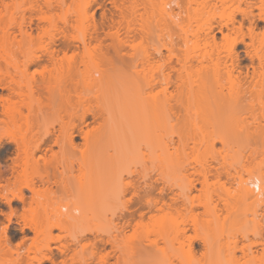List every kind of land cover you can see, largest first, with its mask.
<instances>
[{
  "label": "rangeland",
  "instance_id": "obj_1",
  "mask_svg": "<svg viewBox=\"0 0 264 264\" xmlns=\"http://www.w3.org/2000/svg\"><path fill=\"white\" fill-rule=\"evenodd\" d=\"M4 1L10 6L0 15V76L13 87H20L25 94L29 93L25 85L37 90L38 83L42 81L51 89L49 94L34 91L33 95L39 96L42 102L39 106L35 105V111L29 116L30 126L26 128L35 135V139L46 132H53L62 138L70 132L77 136L74 137L71 148L63 144L62 140L60 146L53 147L52 152L45 156L49 171H55L61 182L58 188L52 186L48 191L40 187L42 204L40 203L39 210L45 219L48 217L55 220L58 214L55 209L72 204L79 196L117 195L122 182L137 179L138 173L154 176L152 171L156 167L159 186L167 193L180 199L194 197L201 203L204 202L205 208L195 206L188 213L178 204V212L160 214L163 220L151 228L189 229L186 234L189 238L210 231L213 232L209 238L211 244L227 247H231L234 242L239 246H248L262 240L264 242V232H261V229L264 230V194L260 197L261 201L252 205L250 200L243 199L239 189L240 179H247L250 171L264 183V79L251 93H245L234 76L227 78L221 65L217 75L223 85V100L216 101L211 96L210 89L195 88L194 94L181 99L183 106L180 119L164 122L162 128L151 135L143 133L137 122L139 106L136 98L139 92L136 96L131 91L127 75L133 55L137 59V70L140 73L137 78L140 91L143 67L139 64L146 54L151 55L153 71L158 72L162 64L160 54H168L167 48L192 60L187 80L192 85L198 84L202 77L214 72L216 62L213 59L227 55L230 41L236 36L223 29V34H230L231 39L230 43L223 40L222 35L216 33L217 24L221 21V16L230 14L238 6L243 8L241 0H165L170 2L167 10L174 11L173 20L181 23V29L161 18L160 0H137L136 7L132 5V0ZM45 2L50 5H45ZM35 4L41 6V13L22 12L18 9L19 6L28 8ZM30 17H41L43 21L37 22L33 18L32 38L29 41L18 35L16 23L21 22L22 18L27 23ZM240 18L235 15L237 21ZM12 24H15V28ZM210 25L215 26L216 45L204 42ZM234 25L238 26L237 23ZM93 26L98 32L92 30L96 29ZM262 28L263 23L260 22L259 29ZM7 29L16 35V42H6L4 31ZM26 30L30 32L28 28ZM94 35L96 40L93 39ZM132 36L136 38L133 50L129 47ZM51 37L57 39L56 45H48ZM71 38L80 42H68ZM66 39L69 40L66 42ZM260 48L258 45V49ZM46 49H61L67 56H77L71 60V64L65 61L49 75L44 71L46 68L50 69L44 55ZM243 50L240 44L234 49L240 59L245 57ZM38 55L41 60L26 67L28 57ZM59 56L62 57L61 52ZM247 64L249 62L246 59L241 63L242 66ZM39 71H44V78H41ZM6 93L7 91L0 90V94ZM50 100L59 102V107L48 104ZM88 109L96 113L98 118L93 119L86 114L82 120L87 124L85 126L80 115ZM101 112L104 113L103 117H99ZM22 114L27 116V110L23 109ZM24 121L25 119L22 122ZM235 122L241 127H252V131L234 128L235 130L227 133L217 130L220 128L219 124ZM13 127L9 122L1 123L0 133L5 130L12 132L15 130ZM80 128L83 133L87 132L86 139L81 137ZM12 151L13 145L3 138L0 146L3 177L9 174L5 168L10 164L7 157L12 156ZM37 155L42 157L44 152ZM155 156L156 163L153 162ZM91 157H94L93 162L89 161ZM111 157H117V160L112 161ZM43 162L40 160L39 166H43ZM206 170L212 174L208 176L207 183H196L195 189L189 191V181L197 178L201 180L194 172ZM28 172L37 178V171L31 169ZM131 172L135 174L130 176ZM249 188L254 191L252 186L249 185ZM254 193L260 194L261 188ZM96 207L99 208L97 204ZM0 209L7 211L3 204ZM213 212L218 215L217 219ZM108 225L111 224H99L96 220L90 224L92 228L101 229ZM12 227L19 228L14 225ZM260 232L262 239L258 236ZM52 235L61 237L59 241L51 243L52 247H61L70 242L65 236L67 232L54 229ZM28 237L33 235L29 234ZM148 238L153 240L155 236L150 235ZM17 243V240L11 243L9 250L0 255V263H21L17 259V253L24 247L17 249V253L13 252ZM26 243L29 244V241ZM165 246L161 241L158 242V247L164 249ZM260 247H253V250H257V264H264V247ZM54 252L58 253L52 250ZM166 252L168 260L176 264H185L188 260L191 264L203 262L199 254L187 257L170 249ZM83 256L87 257L88 251L81 255ZM56 264H59L58 260Z\"/></svg>",
  "mask_w": 264,
  "mask_h": 264
},
{
  "label": "bare ground",
  "instance_id": "obj_2",
  "mask_svg": "<svg viewBox=\"0 0 264 264\" xmlns=\"http://www.w3.org/2000/svg\"><path fill=\"white\" fill-rule=\"evenodd\" d=\"M132 1V5L138 6L137 0ZM241 2L244 4L243 8L238 6L230 14L221 16V21L217 24L218 27L216 26V33L221 34L223 40L228 41V43L231 42L226 52L227 55H224L223 58L220 56L214 58L213 61L216 62L214 72L202 77L196 85L188 83L187 80L189 71L192 68V60L166 48L168 54L163 56L160 54L162 64L158 72L153 71L151 66L153 57L151 55L146 54L142 63L139 64L143 67L141 71L142 84L139 91L137 78L140 73L137 70V59L133 55L131 56L132 65L127 73L130 80L129 88L136 96L139 92V96L136 98V103L139 106L137 122L141 125L143 133L152 135L162 128L164 122L179 120V114L183 106L181 99L186 95L194 94L196 92L195 88L210 89V94L216 101L220 102L223 100L225 96L223 85L220 84L217 75L219 73L218 67L221 65L227 78L230 79L234 76L245 93H251L253 88L263 81L264 0H241ZM115 3L117 5V2ZM45 5L49 6L50 4L45 2ZM9 6L4 0H0V15ZM169 6L170 2L160 0L159 13L161 18L172 22L175 27L181 29V23L173 20L175 17L174 11L167 10ZM176 6L179 7L177 3ZM114 8L117 9V7ZM18 9L22 12H42V8L38 4L30 5L28 8L19 6ZM236 14L241 17L238 21L235 19ZM33 18L30 17L27 23L24 18L21 19V22L16 23L18 35L22 38H27L29 41L32 38L31 24ZM34 19H37V22L43 21L41 17ZM260 22L263 23L262 29H259ZM235 23L238 26H235ZM245 23H247V26H245ZM14 25L13 28H15ZM37 27L39 30V26ZM92 28L96 27L93 26ZM214 28L215 26L210 25L207 29V33L204 36V42L207 44H217ZM223 29L231 31L236 37L231 40L230 34H223ZM244 29L245 31H243ZM92 30L98 32L96 31L98 30L97 28ZM41 36L44 37L43 35ZM4 37L6 42L17 41L16 35H13L8 29L4 31ZM131 38L129 47L133 50L135 49L134 42L136 38L134 36ZM93 39H95V35ZM56 40L51 37L48 45H56ZM68 40L66 39V42ZM229 40L231 41L229 42ZM75 41L80 42L76 38H71L68 42ZM239 44L243 46V52L246 57L244 59H240L238 53L234 51ZM258 45L261 47L260 49H258ZM69 46L66 45V47ZM60 52L62 57L59 56ZM44 55L50 65V69L46 68L47 70L44 69V71L49 75H52V71L65 61L71 64V60L76 59L77 56L74 54L67 56L66 52H62L61 49H46ZM245 59L248 60L249 64L242 66L241 63ZM40 60V55L28 57L26 67ZM198 62L201 63L200 61ZM43 72H40L41 78H44ZM4 79L3 76H0V90L7 91L4 95L0 94V124L9 122L14 126L15 130L12 132L5 130L0 133V146L3 138L8 139V143L13 145L12 157L8 166V176H2L3 172L0 167V203L7 209V211L0 210V217H2V220L0 219V255L9 250V245L16 239L11 230V226L15 224L19 226L21 238L15 244L16 250L13 252L17 253V249L24 247L21 252L17 253V259L21 261L19 264H45L46 262L56 264L52 258V250L54 248L51 243L59 241L61 237L52 235V230L54 229L67 232L65 236L70 239L67 245L55 247L60 254L71 252L69 257L60 261L59 264H176L168 260L167 249L187 257L199 254L203 261L201 264H257L255 255L257 250H253V247H264L263 240L253 242L248 246H239L237 242H234L231 247H227L221 244H211L209 238L213 235V232L211 233L210 231L205 232L201 236L189 238V236H186L189 229L151 228L152 225L163 220L162 215H160L162 213L167 215L173 211L178 212L180 207L183 208L182 210L188 211V213L195 206L205 208V203H201L194 197L180 199L173 194L167 193L163 187L159 186V178L155 174L157 172L156 167L152 171L154 176L138 173L136 175L137 179L122 182L118 187L117 195L104 197L82 195L77 197L72 204L55 209L58 211L55 220H51L48 217L45 219V216L39 210L42 204V200L40 201L42 198L40 195L42 192L41 188L44 191H48L52 189V186L58 188L61 185V182L57 179L56 172L49 171L45 156L48 152H52L53 147L60 146L62 140H64L63 144L71 148L74 137L77 136L70 132L66 134V137L62 138L53 132H46L35 139V135L26 127L30 126L29 116L35 111V105L39 106L42 101H40L39 96L35 97L33 94L34 91L35 93L49 94L51 89L46 82L42 81V83H38L37 90L25 85L29 91L28 94H25L22 89H19L20 87H13L11 83H7ZM97 80L99 81V78ZM48 104L53 105V107H59V102L57 101L50 100ZM23 109L27 110V116H23ZM86 114L91 115L93 119L98 118L96 113L88 109L85 110L83 115H80L81 121L84 120ZM103 115L104 113L101 112L99 117H103ZM24 119L25 121L22 122ZM18 123L20 124L18 125ZM82 124L87 126L83 121ZM219 125L218 127L220 128H217V130L220 132L229 133L230 130H235L234 128L252 131V127H241L237 125V122L235 124L226 123ZM79 132L82 138H87V132L83 133L81 128ZM41 152H44L42 157L37 155ZM40 160L44 161L43 166H39ZM111 160L116 161L117 157H111ZM89 161L93 162L94 157H91ZM153 162H157L156 156L153 157ZM31 169L35 170V172L37 171V178L30 175L28 171ZM134 174V172H131L130 176ZM194 174L200 176L201 180L197 178L189 181V191L195 189L196 183L205 185L211 172L206 170L198 173L194 172ZM1 182H4V184ZM249 185L254 188V191L255 188L257 189L255 192H258L259 188H261V193L255 194L249 188ZM239 189L243 199L250 200L252 205H254L261 201L260 197L264 194V183L256 177L253 171H250L247 179H240ZM195 202L198 203L195 205ZM15 204L18 205L15 206ZM96 204L99 208L96 207ZM178 204L181 206L177 207ZM33 205L35 206L33 207ZM60 209H62L63 213ZM213 216L216 219L218 218L215 212H213ZM93 220H96L99 224L106 223L111 225L104 229L99 227L92 228L90 224ZM262 230L261 232L263 233L264 230ZM26 234H32L33 237H28ZM150 235L155 236V238L149 240L148 237ZM27 241H29V244L26 243ZM159 241L166 245L164 249L158 247ZM86 251H88V256L81 257ZM30 253L38 255L29 256ZM237 253H240L241 256H237ZM185 264H191V262L188 260Z\"/></svg>",
  "mask_w": 264,
  "mask_h": 264
},
{
  "label": "flooded vegetation",
  "instance_id": "obj_3",
  "mask_svg": "<svg viewBox=\"0 0 264 264\" xmlns=\"http://www.w3.org/2000/svg\"><path fill=\"white\" fill-rule=\"evenodd\" d=\"M12 156H10V157H7V159L10 161V158H11ZM10 165V164H9ZM9 165H7L6 166V170L5 171H7L8 173H9V170H8V166ZM0 205H1V203H0ZM4 206V205H3ZM0 210H2V209H0ZM4 211V210H3ZM14 226H17V225H15V224H13ZM19 227V226H18ZM11 230H12V233H13V235L15 236V240L14 241H19V239L21 238V234H20V232H19V228H16V227H12L11 228ZM13 241V242H14ZM54 248V251H57L56 249H55V247H53ZM58 252V251H57ZM66 257H68V253H65V254H60L59 252L58 253H56V252H54V253H52V258L54 259V261H56L57 262V260H58V262H60V261H62V260H65V259H67ZM64 258V259H63ZM45 264H50L49 262H46Z\"/></svg>",
  "mask_w": 264,
  "mask_h": 264
},
{
  "label": "built area",
  "instance_id": "obj_4",
  "mask_svg": "<svg viewBox=\"0 0 264 264\" xmlns=\"http://www.w3.org/2000/svg\"><path fill=\"white\" fill-rule=\"evenodd\" d=\"M255 191H257V189L255 188Z\"/></svg>",
  "mask_w": 264,
  "mask_h": 264
}]
</instances>
